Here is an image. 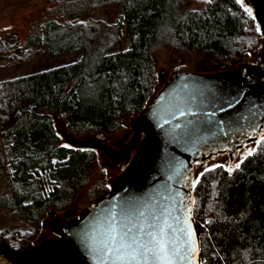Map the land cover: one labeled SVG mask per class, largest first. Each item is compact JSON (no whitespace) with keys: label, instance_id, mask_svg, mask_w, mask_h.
I'll return each instance as SVG.
<instances>
[{"label":"trees","instance_id":"obj_1","mask_svg":"<svg viewBox=\"0 0 264 264\" xmlns=\"http://www.w3.org/2000/svg\"><path fill=\"white\" fill-rule=\"evenodd\" d=\"M39 1L53 7L23 39L4 31L0 63L26 61L40 47L49 58L80 57L0 82V242L12 251L35 242L48 212L66 210L89 178L96 151L70 145L64 134L73 140L112 135L147 107L157 84L154 43L171 40L185 52L235 65L262 45L251 10L237 0H208L187 11L185 0ZM114 5L122 9L114 24L69 20ZM123 28L130 48L110 54ZM54 114L64 134L56 131ZM255 145L239 168L215 164L195 178L202 264H264V137Z\"/></svg>","mask_w":264,"mask_h":264},{"label":"water","instance_id":"obj_2","mask_svg":"<svg viewBox=\"0 0 264 264\" xmlns=\"http://www.w3.org/2000/svg\"><path fill=\"white\" fill-rule=\"evenodd\" d=\"M247 3L262 37L254 52L259 62L226 63L216 73H171L131 120V138L120 152L103 143V134L93 141L73 140L62 132L70 145L101 152L123 166L109 190L76 217L66 214L65 222L53 218L47 223L52 238L20 251L0 242V258L8 264H96L89 237L112 210L119 213L126 204L146 206L171 195L178 206L182 200L183 207L191 208L190 227L198 245L195 264H202L193 182L209 162L226 157L232 165L246 146L264 137V0Z\"/></svg>","mask_w":264,"mask_h":264},{"label":"rangeland","instance_id":"obj_3","mask_svg":"<svg viewBox=\"0 0 264 264\" xmlns=\"http://www.w3.org/2000/svg\"><path fill=\"white\" fill-rule=\"evenodd\" d=\"M4 1V0H3ZM20 4H24L26 0H17ZM38 2L44 3L46 8L43 9L41 14L47 9L51 8L46 2L37 0ZM242 6L247 9H250L247 0H237ZM208 0H185L184 11L187 10H200L202 9ZM1 9V7H0ZM251 10V9H250ZM40 14V15H41ZM122 14V9L118 5L110 6L106 9L95 10L89 14L79 15L76 18H71L69 20H76L77 22H85L87 19L102 21L107 25L114 24L118 17ZM39 15V16H40ZM37 17L36 19H38ZM36 19H32L30 24ZM13 24L12 18H10L6 23ZM28 24L24 34L21 31H17L15 34H19L20 39H23L26 36L27 30L30 26ZM13 26V25H11ZM12 32L14 33V26L11 27ZM1 36V34H0ZM172 41H161L156 42L151 47V56L155 62V75L157 78V84L155 89V94H157L168 81L169 76L173 72H189V73H216L223 70L222 65L224 62L218 61L216 58L209 55L199 53V52H185L179 49ZM130 48L129 38L126 32V29L123 28L121 32V37L118 44L113 47L109 52L110 54H116L119 52H125ZM78 53H72L64 56H59L56 58H49L47 55V49L45 47H40L32 50L28 60L23 62L17 61H8L0 63V82L13 80L19 77H23L30 74L40 73L48 71L53 67L62 65L63 63L75 61L79 59ZM259 62V57L255 55L254 52L250 53L245 59L236 63H249L256 64ZM150 102V99H149ZM148 102V103H149ZM136 116L126 117L123 119L122 128L112 134L106 135L104 144L111 148H122L124 147L131 138V129L130 122ZM54 123L56 131L58 133L64 132L65 124L63 121L54 114ZM96 134H89L82 138L81 140H86L91 138L95 141ZM63 143H65L63 141ZM256 145L251 144L246 146L242 153L243 156L253 152ZM94 164L89 175L87 182L80 188L74 197L72 204L64 211H54L51 210L48 212L45 220L43 221V227L40 236L33 242V245L38 244L42 239H50L53 237L51 232L47 228V223L56 218L61 222L66 221V214L77 216L80 211H82L86 206L90 204V200L98 194H101L105 188H109L115 176L119 174L117 169V164H112L108 157H106L101 152H95L94 154ZM241 156H238L234 164L229 165L228 159L226 157H220L214 162H209L206 166L201 168V171L209 168L212 165H219L225 169H234L237 164L241 161ZM0 264H6L4 261H1Z\"/></svg>","mask_w":264,"mask_h":264},{"label":"snow or ice","instance_id":"obj_4","mask_svg":"<svg viewBox=\"0 0 264 264\" xmlns=\"http://www.w3.org/2000/svg\"><path fill=\"white\" fill-rule=\"evenodd\" d=\"M175 201L170 195L150 205L112 210L89 237L96 264H195L198 245L190 227L191 208Z\"/></svg>","mask_w":264,"mask_h":264},{"label":"crops","instance_id":"obj_5","mask_svg":"<svg viewBox=\"0 0 264 264\" xmlns=\"http://www.w3.org/2000/svg\"><path fill=\"white\" fill-rule=\"evenodd\" d=\"M0 34L14 26V33L21 31L23 34L32 19L39 17L46 5L37 0H26L20 4L17 0H0ZM10 18L13 24H5ZM13 25V26H11ZM19 35V34H18Z\"/></svg>","mask_w":264,"mask_h":264},{"label":"flooded vegetation","instance_id":"obj_6","mask_svg":"<svg viewBox=\"0 0 264 264\" xmlns=\"http://www.w3.org/2000/svg\"><path fill=\"white\" fill-rule=\"evenodd\" d=\"M96 141V140H95ZM104 141H105V139H104ZM104 143V142H103ZM111 148V147H110ZM123 148V147H122ZM121 148V149H122ZM113 150H115V151H117V152H120V148L118 147V149H116V148H112ZM107 157V156H106ZM121 166H123V164L122 163H119V164H117V169H119V167H121ZM119 171V170H118ZM71 217H75V216H73V215H70ZM1 261H4L5 262V260L4 259H2V258H0V262Z\"/></svg>","mask_w":264,"mask_h":264}]
</instances>
